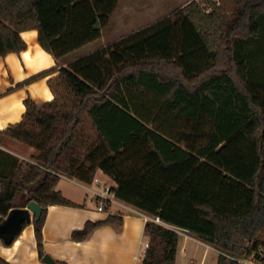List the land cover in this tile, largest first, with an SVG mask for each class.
I'll list each match as a JSON object with an SVG mask.
<instances>
[{
  "label": "trees",
  "instance_id": "trees-1",
  "mask_svg": "<svg viewBox=\"0 0 264 264\" xmlns=\"http://www.w3.org/2000/svg\"><path fill=\"white\" fill-rule=\"evenodd\" d=\"M119 1L0 0V57L26 50L22 32L37 30L60 59L100 39ZM232 2L192 0L58 64L53 99H25L22 120L0 130L38 152L24 162L0 148V224L37 201L43 257L48 207L77 206L57 189L61 177L92 184L102 170L116 198L148 216L137 264H175L182 231L218 250L217 264H264V0ZM123 217L88 220L71 239L121 228ZM19 234L0 239L10 246Z\"/></svg>",
  "mask_w": 264,
  "mask_h": 264
},
{
  "label": "crops",
  "instance_id": "crops-1",
  "mask_svg": "<svg viewBox=\"0 0 264 264\" xmlns=\"http://www.w3.org/2000/svg\"><path fill=\"white\" fill-rule=\"evenodd\" d=\"M160 1L156 9L150 7L141 17L139 15L135 17L139 19L133 23L145 22L138 28L131 29L130 32L117 39H111L112 35L107 38L105 30L108 28H106L100 39L60 59H56L42 48L37 30L22 32L21 35L27 43L26 50L0 57V130L22 120L26 111L25 99L30 97L39 107L53 99L48 79L57 74L58 64L67 65L102 46L109 45L122 37L170 17L192 0ZM179 5L181 6L176 9ZM145 17L148 18L147 21ZM75 53L76 56L72 57ZM46 71L50 72L49 75L34 78ZM0 148L17 155L12 148L6 147L1 142ZM95 179L92 184H85L73 178L61 177L57 189L77 206L50 205L48 207L44 225L45 253L62 264H137L145 251L144 228L147 219L143 213L117 198L106 210L98 211L96 193L103 185L116 187V183L102 170L97 171ZM76 186L82 188L78 193L72 192L77 188ZM109 214L124 215L121 228L103 225L84 241L71 239L72 232L75 229H82L88 220H105ZM180 233L179 248L183 249L185 254L193 246H206L205 254L213 248L185 231ZM0 256L11 264H48L43 261V257H40L33 220L22 229L12 245L6 246L0 240Z\"/></svg>",
  "mask_w": 264,
  "mask_h": 264
},
{
  "label": "rangeland",
  "instance_id": "rangeland-1",
  "mask_svg": "<svg viewBox=\"0 0 264 264\" xmlns=\"http://www.w3.org/2000/svg\"><path fill=\"white\" fill-rule=\"evenodd\" d=\"M215 1H217L219 5L221 4L224 5L228 10H232L233 8L232 0H215ZM160 3H161L160 0H120L116 11L112 15L111 23L109 24L108 27H106L108 28L107 30H105L106 37L109 38L110 35H112L111 39H117L120 36L130 32L131 29L138 28L140 25L144 24L145 22L142 21L141 23L135 24L133 22L139 19V18L135 19V17H138V15L141 17V15L145 14V12L150 7L151 8L154 7L153 9H156V6L160 5ZM162 6H164V4ZM180 6L181 5L176 7V9L179 8ZM147 20L148 18L146 19V21ZM75 56L76 53L72 54V57ZM0 142L1 144H4L6 147L12 148L17 153V155L15 156L19 157V159L24 162L26 161L33 162L36 155L38 154L37 150L34 149L33 147L22 142L21 143L15 142L12 138L5 135L0 137ZM76 187L77 188H75V190L71 189L72 192L78 193L80 192L79 189L82 190V188L78 186ZM143 246L144 248H146L147 244L144 243ZM205 248L206 246H197V247L193 246L190 247L189 250H187L188 252L187 254H185V251L183 249L179 248V252L177 254L175 264H217V259L219 254L218 250H216L213 247L210 248L205 254ZM248 264H255V263L249 261Z\"/></svg>",
  "mask_w": 264,
  "mask_h": 264
},
{
  "label": "water",
  "instance_id": "water-1",
  "mask_svg": "<svg viewBox=\"0 0 264 264\" xmlns=\"http://www.w3.org/2000/svg\"><path fill=\"white\" fill-rule=\"evenodd\" d=\"M33 214V216H32ZM42 214L41 205L35 201H30L26 207H15L5 221L0 224V236L14 235L20 233L23 229V223L26 221L30 223L32 220L37 221L40 219ZM43 261L48 264H62L56 261L51 255L45 254Z\"/></svg>",
  "mask_w": 264,
  "mask_h": 264
},
{
  "label": "built area",
  "instance_id": "built-area-1",
  "mask_svg": "<svg viewBox=\"0 0 264 264\" xmlns=\"http://www.w3.org/2000/svg\"><path fill=\"white\" fill-rule=\"evenodd\" d=\"M96 200H97L98 211L106 210L109 207V205L116 200L114 187L106 184L103 185L101 187V190L96 193ZM145 217L146 219H148V216L145 215ZM260 254L264 255V250L261 249Z\"/></svg>",
  "mask_w": 264,
  "mask_h": 264
},
{
  "label": "flooded vegetation",
  "instance_id": "flooded-vegetation-1",
  "mask_svg": "<svg viewBox=\"0 0 264 264\" xmlns=\"http://www.w3.org/2000/svg\"><path fill=\"white\" fill-rule=\"evenodd\" d=\"M1 240V239H0Z\"/></svg>",
  "mask_w": 264,
  "mask_h": 264
}]
</instances>
